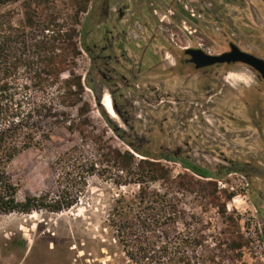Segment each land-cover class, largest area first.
Masks as SVG:
<instances>
[{
  "label": "trees",
  "instance_id": "trees-1",
  "mask_svg": "<svg viewBox=\"0 0 264 264\" xmlns=\"http://www.w3.org/2000/svg\"><path fill=\"white\" fill-rule=\"evenodd\" d=\"M61 0H0V215L61 213L76 206L93 176L117 187L132 184L139 192L121 193L114 201L109 226L132 264H223L242 258V236L218 239L188 198L194 196L217 208L227 225L234 226L226 202L233 194L217 192L222 177L202 167L168 156L142 151L116 126L95 99L98 111L129 150L111 145L97 134L86 101L87 80L76 72L85 48L84 31L91 0H71L73 14L64 17ZM22 3L21 12L13 8ZM76 111V115H73ZM78 134L52 168L57 174L54 192L19 200L10 167L21 154L41 150L52 141L56 128ZM140 156L142 159H139ZM162 161L177 163L193 176L174 179ZM198 177L206 182L197 180ZM161 184L166 192L151 190ZM212 189V192H208ZM25 248L24 240L11 242Z\"/></svg>",
  "mask_w": 264,
  "mask_h": 264
},
{
  "label": "flooded vegetation",
  "instance_id": "flooded-vegetation-1",
  "mask_svg": "<svg viewBox=\"0 0 264 264\" xmlns=\"http://www.w3.org/2000/svg\"><path fill=\"white\" fill-rule=\"evenodd\" d=\"M186 1L91 0L84 17L82 48L89 60L86 80L112 122L142 151L198 165L215 178L240 174L248 186L254 180L264 183V160L255 156L254 150L243 156L222 150L234 143L247 149L264 145V93L259 87L263 76L243 62L202 65L205 56L229 53L232 46L263 61L264 56L237 42H230L227 50L215 54L201 45L166 44L160 49L159 40L168 39L154 27L156 19L164 22L168 17L174 22L178 16L181 31L189 39L204 24L210 10L206 2L212 5L221 0H195L192 7ZM164 4L170 7L169 16L162 10ZM189 23L194 26L192 31ZM222 25L214 24L213 29L221 32ZM248 75L258 82L254 85ZM175 79L186 82L193 92L172 94L159 87ZM106 94L112 99L117 118L103 106ZM211 116L217 118V124L212 123ZM249 130L255 134L252 140L246 135ZM201 147L210 149L205 150L204 157L218 159L214 165L195 159L193 149ZM258 192L264 202V192Z\"/></svg>",
  "mask_w": 264,
  "mask_h": 264
},
{
  "label": "rangeland",
  "instance_id": "rangeland-1",
  "mask_svg": "<svg viewBox=\"0 0 264 264\" xmlns=\"http://www.w3.org/2000/svg\"><path fill=\"white\" fill-rule=\"evenodd\" d=\"M186 2V4L190 2L189 7L196 4L195 0ZM206 3L210 10H207L203 25L208 28L201 25V30L189 39L181 31V20L178 16L174 22L168 17L164 22L156 19L154 27L163 32L168 39L167 42L159 40L160 49L166 44L170 46L178 44L181 47L201 45L215 54L227 50L230 42H237L245 49L264 56V0H221L213 2L212 5ZM70 5L71 0L60 1L64 17L73 14ZM13 8L21 12L22 3ZM169 8L167 4L162 7L166 16H169L167 12ZM84 17L83 14L82 18ZM221 23H223L221 32L213 29L214 24L221 26ZM189 25L191 27L188 29L192 31L194 26L191 23ZM232 33L235 34L234 37ZM88 70L89 60L83 53L77 60L76 72L85 81ZM248 76L254 81V85L258 82L254 76ZM159 87H165L166 91L172 94L193 92L183 80L165 81ZM259 87L264 93V83H259ZM85 99L92 105L91 118L97 134H105V140L111 145L129 150V147L117 138L102 119L94 94L87 86ZM72 113L76 115V111ZM210 118L214 125L217 124L216 117ZM247 133L250 140L255 137L252 131L249 130ZM79 140L78 134L72 135L64 127L56 128L52 141L43 149H33L17 157L10 167V173L19 188V200L24 201L27 197L56 191L57 174L52 165L59 154ZM238 144L234 143L231 147L222 150L233 156L237 152L242 156L247 155L248 151L254 150V155L264 160L262 147L264 145L258 143V147L247 149ZM205 150L210 151L203 147L194 148L195 159L200 162L204 160L210 166L214 165L218 159L212 156L204 157ZM138 158L142 159L140 156ZM162 163L170 169L174 179L184 174L193 176L177 163L165 161ZM195 178L206 182L198 177ZM218 181H222L225 185L220 188L217 183V192H221L222 200L225 194H233V198L227 201L226 205L229 214L235 218L234 226L227 225L217 208L205 202L198 206L197 204L201 203L194 196L189 197L188 202L192 206H197V212L206 223H211L209 234L224 239L232 231L234 236L244 237L246 247L241 251L242 258L231 264H264V202L258 192H264V183L254 180L248 186V181L240 174H233ZM151 190L166 192L161 184H152ZM136 192H139L137 184L119 188L111 180L93 176L89 179L80 202L70 210L61 213L42 210L28 215L19 213L0 215V264H132L114 238V232L109 226V216L114 201L121 193L131 196ZM208 192H212V189ZM13 239L24 240L25 248L15 246L10 251L13 248L11 245Z\"/></svg>",
  "mask_w": 264,
  "mask_h": 264
},
{
  "label": "water",
  "instance_id": "water-1",
  "mask_svg": "<svg viewBox=\"0 0 264 264\" xmlns=\"http://www.w3.org/2000/svg\"><path fill=\"white\" fill-rule=\"evenodd\" d=\"M224 62L246 63L254 67L257 71H259L264 78V61L252 55H247V54L240 52V50L235 46H232V51L229 53H225L223 55L215 56V57L205 56L202 61V65H211L214 63H224Z\"/></svg>",
  "mask_w": 264,
  "mask_h": 264
},
{
  "label": "bare ground",
  "instance_id": "bare-ground-1",
  "mask_svg": "<svg viewBox=\"0 0 264 264\" xmlns=\"http://www.w3.org/2000/svg\"><path fill=\"white\" fill-rule=\"evenodd\" d=\"M103 106L105 110L110 114L111 117L117 118L116 113L113 108L112 99L109 94H106V96L104 97Z\"/></svg>",
  "mask_w": 264,
  "mask_h": 264
},
{
  "label": "built area",
  "instance_id": "built-area-1",
  "mask_svg": "<svg viewBox=\"0 0 264 264\" xmlns=\"http://www.w3.org/2000/svg\"><path fill=\"white\" fill-rule=\"evenodd\" d=\"M217 183H218V185H219L220 188H222V186L225 187V185L223 184L222 181H217ZM253 227H254V226H253ZM254 229H255V228H254Z\"/></svg>",
  "mask_w": 264,
  "mask_h": 264
}]
</instances>
